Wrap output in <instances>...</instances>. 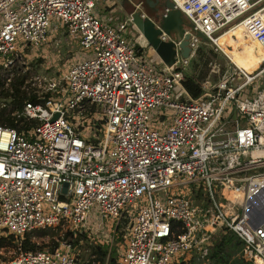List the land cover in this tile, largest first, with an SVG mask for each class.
I'll return each mask as SVG.
<instances>
[{
  "label": "built area",
  "instance_id": "1",
  "mask_svg": "<svg viewBox=\"0 0 264 264\" xmlns=\"http://www.w3.org/2000/svg\"><path fill=\"white\" fill-rule=\"evenodd\" d=\"M172 1L190 24L185 28L191 50L157 67L136 54L137 41L124 33L131 12L111 23L95 14V0H0V65L9 71L7 81L20 55L16 36L43 44L52 16L90 51L60 79L49 78L44 90L35 89L40 97L50 90L49 96L25 100L13 112L35 121L27 132L0 123V234L51 226L81 229L95 206L114 226L120 217L130 218L118 264H178L179 255L192 247L205 254L210 233L221 224L243 240L246 259L264 264V219L251 212L252 199L264 187V85L238 97L264 72V58L248 73L230 61L217 40L239 25L264 52V0ZM142 3L134 5L141 8ZM159 36L170 38L164 31ZM200 42L225 53L229 62L215 82L202 80V92L193 97L182 80ZM146 48L144 41L140 50ZM237 74L243 80L230 85ZM230 99L234 110L223 117ZM64 107L91 116L94 126L102 121L101 136L78 131ZM151 110L165 121L164 132L150 127ZM228 120L231 128L225 127ZM184 182L191 183L190 194L170 191ZM201 190L209 205L200 204ZM140 198L146 203L135 213L128 211ZM18 249L0 264H80L71 243L63 240L53 250Z\"/></svg>",
  "mask_w": 264,
  "mask_h": 264
},
{
  "label": "rangeland",
  "instance_id": "2",
  "mask_svg": "<svg viewBox=\"0 0 264 264\" xmlns=\"http://www.w3.org/2000/svg\"><path fill=\"white\" fill-rule=\"evenodd\" d=\"M99 0H95L94 10L97 8V3ZM157 6V4L155 5ZM141 8H145L143 5ZM96 15H98L95 12ZM125 20V19H124ZM51 24L48 27V38L46 42L40 45H34L27 43L22 36L18 35L15 38V52L20 53L15 57V60L12 63L13 75L20 73H27L25 79V86H34L36 89L44 90L47 86V80L49 78L60 79V76L63 72L76 61L80 55L85 54L86 56L90 54V51L84 50L76 36L70 35L67 33L64 26L59 24V20L55 17H51ZM137 29L130 23L127 22V27L124 30V33L127 35L128 39L131 41H137L139 44H144V38L140 37L137 34ZM226 42V40H223ZM199 49L196 51L195 56L190 60L187 65L188 73L192 74L194 78L198 81L197 77L202 76L203 81L209 79L212 83L215 82L220 75L224 72L226 66L228 65L229 59L227 55L221 51H217L209 43L200 42ZM232 48V47H230ZM235 49V48H232ZM244 49V48H243ZM232 52L231 49H229ZM151 47L147 46L145 52L139 51L136 54L144 55L149 61H154L155 59L151 56L152 54ZM245 52L246 54H243ZM146 53V54H145ZM241 55L239 57V64L246 68V71H253L258 63L264 58V52L259 48H254L251 52L248 50V46L245 50H240ZM240 55V54H239ZM161 64V63H160ZM163 64V63H162ZM157 67V65L155 63ZM164 65V64H163ZM9 71H3V76L8 77ZM12 78V77H11ZM243 76L240 74L236 75V79L228 80L230 85H234L236 82L242 81ZM236 81V82H235ZM6 79V84H7ZM208 83V81H206ZM61 83V82H60ZM264 85V72L258 75L252 82L246 84V86L238 93V97L243 98L245 96H250L258 87ZM218 101L215 102L217 104ZM66 111V116L70 122L75 126V128L88 135V137H94L95 134L101 136V132L98 131L94 126V122L91 121V116L85 114H79L76 110L69 109L64 107ZM234 110V101L230 99L225 108L223 109L222 116L228 118V114ZM157 110H151V119L150 127L158 129L160 132H164L166 129L165 121H162L156 116ZM100 114L98 108L95 107V112H93V117H98ZM162 121V122H161ZM230 121L225 124L226 128H231ZM82 134V135H84ZM257 169L256 171H258ZM183 177L179 176L178 180H181ZM188 179L187 176L184 177ZM191 183L184 182L182 184H177L170 187V191H177L180 193L190 194ZM204 191L201 190V193L197 196L201 205L206 206L210 204V200L206 195L203 194ZM156 195V192L153 193ZM157 195H160L157 192ZM218 199H221L218 197ZM146 199L140 198L132 202L128 206V211L135 213L138 206L146 203ZM240 204L235 203L233 206L234 211H238ZM114 222L112 218H103L95 206H92L89 210L88 216L84 221L83 230H89V234L94 237V240L105 241V238L108 237L110 241L113 240L112 234H109L111 226L114 227ZM205 232H196L195 237L198 238L199 234L202 236ZM7 234V233H2ZM98 234V236H96ZM106 234V235H105ZM48 237L45 236L44 240ZM41 240V239H40ZM207 240L204 242L206 244ZM124 242L118 243L119 252L122 250ZM18 246L7 243L0 247V262L12 258L16 253H18Z\"/></svg>",
  "mask_w": 264,
  "mask_h": 264
},
{
  "label": "trees",
  "instance_id": "3",
  "mask_svg": "<svg viewBox=\"0 0 264 264\" xmlns=\"http://www.w3.org/2000/svg\"><path fill=\"white\" fill-rule=\"evenodd\" d=\"M222 42L227 47L234 48L231 42ZM141 47L142 44L136 43L137 52L141 51ZM3 71L2 65H0V123L14 126L19 132H27V129L35 121L26 119L23 115L17 116L13 112L20 110L25 100H41L42 96H49L51 91H43L40 97L36 94V87H26L24 84L26 72L14 74L6 84ZM197 79L198 81L186 71L182 80L184 87L193 97L202 92L201 80L203 77L199 76ZM101 123L102 121L98 120L95 124L98 131L102 126ZM129 223L130 218L122 216L114 227L111 226L109 234H112V241L108 237L105 238L104 242L99 239L94 240V237L89 234V228L86 231L83 230L84 225L81 229L69 228L65 230H61L60 226H51L37 227L21 235L0 234V247L10 243L19 246L23 251L53 250L58 246L59 241L63 240L71 243L76 259L80 264H118L120 253L118 243L125 241ZM45 236L48 237L46 240H44ZM242 246L243 240L228 226L221 224L210 233L208 249L205 254H202L196 247H192L188 252L179 255L178 264H253L251 260L243 256Z\"/></svg>",
  "mask_w": 264,
  "mask_h": 264
},
{
  "label": "water",
  "instance_id": "4",
  "mask_svg": "<svg viewBox=\"0 0 264 264\" xmlns=\"http://www.w3.org/2000/svg\"><path fill=\"white\" fill-rule=\"evenodd\" d=\"M144 5L150 15L144 14L142 8L132 7L130 22L137 29L138 34L144 38L146 46L151 47L165 65L173 64L177 54L187 57L191 48L188 45L190 33L185 27L190 24L184 19L180 9L174 6L172 0H144ZM163 7L168 9L164 15H161L160 11ZM155 22L159 24V27L155 26ZM161 31L168 34L170 38L162 39L159 36ZM195 34L202 40H207L200 30H196ZM175 41H179L178 44ZM57 115L58 112H55L51 119H55ZM65 186L66 183L63 189ZM260 193L264 195V187L261 188ZM261 219L263 220L264 216Z\"/></svg>",
  "mask_w": 264,
  "mask_h": 264
},
{
  "label": "bare ground",
  "instance_id": "5",
  "mask_svg": "<svg viewBox=\"0 0 264 264\" xmlns=\"http://www.w3.org/2000/svg\"><path fill=\"white\" fill-rule=\"evenodd\" d=\"M217 40L221 44V46L224 49V51L226 52V54L229 55L230 61L234 62L235 64H237L239 66H241L239 64V57L241 55H243V54H246L245 52H242L243 54L240 53V50L241 51L245 50L247 46H248V50H250V52L254 48L261 49V47L259 46L258 42L256 40L252 39L250 36L246 35L242 31V29L240 28L239 25L235 26V27H231L228 30H226L223 33H221L219 35V37L217 38ZM223 40L231 42L234 45L235 49H232V48L227 47L226 45H224L223 42H222ZM199 45L197 46V50L199 49ZM229 49H231L232 52H230ZM197 50H195V54H196ZM253 71H251V72H253ZM251 72H248V73H251ZM207 81L211 82L209 79H207ZM252 211H253L254 214L259 215L260 219H261L262 216H264V195L261 194V196H259L258 198L252 199L251 212Z\"/></svg>",
  "mask_w": 264,
  "mask_h": 264
},
{
  "label": "crops",
  "instance_id": "6",
  "mask_svg": "<svg viewBox=\"0 0 264 264\" xmlns=\"http://www.w3.org/2000/svg\"><path fill=\"white\" fill-rule=\"evenodd\" d=\"M135 1L137 0H99L97 3V8L94 11L98 14L99 17L108 19L111 23H115L127 18L128 14L131 12L132 7H135ZM142 5H144V0ZM142 10L146 14L150 15L146 9L142 8ZM151 54V56L155 59L154 62L159 65V67H163L164 63L157 56V54L154 51H152ZM205 80L207 81V79Z\"/></svg>",
  "mask_w": 264,
  "mask_h": 264
}]
</instances>
